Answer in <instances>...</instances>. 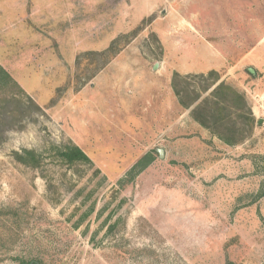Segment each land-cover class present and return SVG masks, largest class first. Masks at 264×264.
<instances>
[{
  "label": "rangeland",
  "instance_id": "1",
  "mask_svg": "<svg viewBox=\"0 0 264 264\" xmlns=\"http://www.w3.org/2000/svg\"><path fill=\"white\" fill-rule=\"evenodd\" d=\"M260 1L0 0V110H29L0 134V264H264Z\"/></svg>",
  "mask_w": 264,
  "mask_h": 264
},
{
  "label": "trees",
  "instance_id": "2",
  "mask_svg": "<svg viewBox=\"0 0 264 264\" xmlns=\"http://www.w3.org/2000/svg\"><path fill=\"white\" fill-rule=\"evenodd\" d=\"M208 74L213 77V83L217 82L220 78L219 73L215 70H210ZM0 79L17 85L11 75L1 66ZM222 89L232 93L233 95H236L240 100H243V95H240L237 90L222 81H219L213 88V90L215 91ZM30 102L36 107L37 110H40L39 106L35 104L32 99H30ZM3 105L4 104H2V106ZM26 107L27 106L25 105L24 101L18 96H13L10 100H6L5 105L0 110V134H3L6 130L13 128L27 114H29V110ZM10 118L11 121L8 120ZM1 138L2 136H0V139ZM53 149L56 151L57 156L61 159V161L66 164L90 162V158L88 157V155L81 148L74 144H67L64 146H53ZM11 155L13 159L19 163L31 167H38L40 165L41 154L35 150L23 148L21 151H12ZM134 167L137 166L135 165L133 166V168ZM132 173L133 172L131 171V174ZM36 263L38 264L40 262L37 260Z\"/></svg>",
  "mask_w": 264,
  "mask_h": 264
},
{
  "label": "crops",
  "instance_id": "3",
  "mask_svg": "<svg viewBox=\"0 0 264 264\" xmlns=\"http://www.w3.org/2000/svg\"><path fill=\"white\" fill-rule=\"evenodd\" d=\"M262 1H260V4H262ZM251 23H253V27H255L256 25H258V23H262V22L260 19L255 18L254 20L253 18H251ZM242 31L247 32L248 29L243 26ZM241 35H244V34H241ZM247 35L248 34L245 33V36H241L240 62L242 65L246 66L245 69L248 72L247 75L251 77V79L259 80V78H262V80H264V33H261V34L256 33L255 35H253L250 43L244 42L245 38L247 40ZM154 63L152 64V67L150 68V70H152L153 73H156L155 70L159 67V65L157 63V67L153 68Z\"/></svg>",
  "mask_w": 264,
  "mask_h": 264
},
{
  "label": "water",
  "instance_id": "4",
  "mask_svg": "<svg viewBox=\"0 0 264 264\" xmlns=\"http://www.w3.org/2000/svg\"><path fill=\"white\" fill-rule=\"evenodd\" d=\"M157 67V63H154V66H153V68H156ZM250 71H251V69H250ZM158 153L161 155V153H162V150L161 149H158Z\"/></svg>",
  "mask_w": 264,
  "mask_h": 264
}]
</instances>
